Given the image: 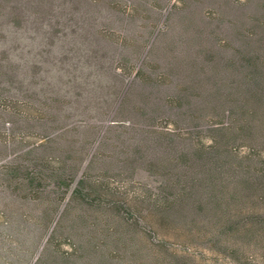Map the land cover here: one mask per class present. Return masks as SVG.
Returning <instances> with one entry per match:
<instances>
[{"label": "rangeland", "instance_id": "obj_1", "mask_svg": "<svg viewBox=\"0 0 264 264\" xmlns=\"http://www.w3.org/2000/svg\"><path fill=\"white\" fill-rule=\"evenodd\" d=\"M251 15L264 0H0V264H264V100L243 129L204 122L191 45Z\"/></svg>", "mask_w": 264, "mask_h": 264}, {"label": "trees", "instance_id": "obj_2", "mask_svg": "<svg viewBox=\"0 0 264 264\" xmlns=\"http://www.w3.org/2000/svg\"><path fill=\"white\" fill-rule=\"evenodd\" d=\"M250 0H244V5ZM183 5L177 9H183ZM208 20L211 26L212 22L219 21V14L211 10ZM215 12V13H214ZM187 18V17H186ZM188 19V18H187ZM190 22L191 18L189 19ZM236 31L233 34L227 33L224 29L222 32L214 31L211 35L212 39L206 35L194 34L197 40H193L191 45L203 46V60L200 62L199 70L203 79L211 76L210 69L214 72L215 84L213 83L214 103L204 96L201 100L203 108L212 107L213 115L206 114L202 120L207 122L212 116H218L226 121L228 127L234 125L237 117H242L241 128L247 125L248 114H254L259 110L260 103L264 100V35L260 32V28L264 30V20L255 19L253 15L248 17L247 33H242L245 28L240 22L232 19ZM231 20V21H232ZM221 30V29H220ZM202 33V32H200ZM213 45L216 47L213 53ZM190 44V41L182 40V47ZM181 47V48H182ZM154 48V46H153ZM227 53H222L226 51ZM208 57V58H205ZM191 64L196 61H189ZM210 62V63H209ZM210 65V67H209ZM210 68V69H209ZM177 83V90L195 89L192 82ZM205 83V82H204ZM203 83V84H204ZM167 107H174L182 103V100L176 96L171 97ZM189 105V102H186ZM216 143L211 147L215 148ZM215 145V146H214ZM50 213V212H49ZM48 213V214H49ZM45 214V215H48ZM41 260L35 261L33 264H40Z\"/></svg>", "mask_w": 264, "mask_h": 264}]
</instances>
